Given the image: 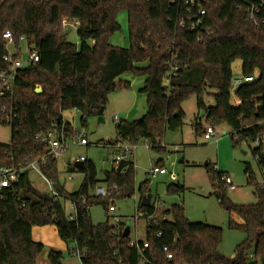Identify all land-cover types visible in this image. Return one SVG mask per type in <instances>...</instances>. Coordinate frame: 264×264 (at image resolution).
Masks as SVG:
<instances>
[{"label": "trees", "instance_id": "16d2710c", "mask_svg": "<svg viewBox=\"0 0 264 264\" xmlns=\"http://www.w3.org/2000/svg\"><path fill=\"white\" fill-rule=\"evenodd\" d=\"M198 2L205 10L200 17L203 22L189 30L185 25L194 20L197 7L188 5L192 13H187L185 0H0V76L9 70V63L3 61L8 52L5 32L10 33L17 51L13 58L19 57L21 40L28 53L38 56L37 62L17 70L12 91L0 97V126L10 129L9 142L0 143V169L21 170L16 181L0 191V264H38L44 247L32 239V228L49 225L54 226L59 240L74 244L80 264H139L138 249L130 246V231L124 236L125 223L111 225L106 216L104 223L94 225L90 218V209L96 205L108 215L109 200L93 195L99 185L118 187L119 192L110 199L114 205L124 198V190L129 197L134 195L133 161L115 163L103 172L101 181L90 160L85 159L80 171L74 164L67 165L68 173L83 176L78 190L68 193L59 182L58 160L48 157L47 147L40 141L62 124L67 137L74 138L72 127L63 120L66 111H76L83 127L87 119L103 117L101 109L104 111L109 96L130 87L120 79L124 74L144 77L139 93L145 96L146 114L132 122H115L116 140L96 146L127 143L136 147L145 141L153 151L163 153L162 138L166 131L182 129L185 116L181 107L191 96L206 126L214 129L222 124L230 129L233 146L264 138V24L255 27L249 23L239 0ZM121 11L127 13V49L109 42L119 31L116 17ZM259 18L264 19V7ZM64 22L77 23L78 44L67 42ZM237 60L241 77L252 76L253 81L241 84L232 95L231 67ZM139 64L146 66L137 67ZM171 69L172 75L167 76ZM2 83L0 78V87ZM36 87L41 93H35ZM205 95L213 97L214 106H205ZM200 121L196 118L192 123L195 136L204 135ZM262 152L259 143L252 151L258 169L264 166ZM42 158L45 164L40 171L57 196L35 189L24 170ZM154 165L164 168L161 160ZM206 172L218 205L230 216L228 228L244 234L235 248L236 257L229 260L220 254V228L189 222L181 204L163 211L166 219L156 227L146 220L145 240L136 244L141 248L147 243L145 256L157 264H264V190L249 166L244 173L256 197L252 205L233 204L221 182L226 175L210 165ZM148 186V179L138 185L139 201ZM184 191L178 183L166 186L168 195L179 196ZM66 201L76 210L73 220L65 213ZM138 209L147 216L152 214L151 207L140 203ZM46 264H62V254L50 251Z\"/></svg>", "mask_w": 264, "mask_h": 264}, {"label": "rangeland", "instance_id": "374dc122", "mask_svg": "<svg viewBox=\"0 0 264 264\" xmlns=\"http://www.w3.org/2000/svg\"><path fill=\"white\" fill-rule=\"evenodd\" d=\"M116 20L119 31L109 39L110 45L127 49L129 46L127 13L125 11L119 12ZM70 28L66 40L68 43L76 45L78 44L77 26L71 25ZM7 50L12 54L17 52L13 45L8 44ZM27 55L28 49L25 40H21L19 56L25 57ZM136 66L145 67L146 64ZM240 66L241 62L239 60L232 64L233 80L241 79ZM120 79L128 81L130 87L109 96L103 111L102 121L98 122L97 118H89L86 120L85 127H83L76 111H66L62 115L63 120L72 127L73 134L84 135L88 142L87 146H76L70 141L66 154L58 159L59 182L63 184L68 193L76 192L83 180L82 174L67 172V165L71 161V164H73L74 158H84L92 161L99 181L103 179V172L112 168L109 160L117 150L114 147L96 145L101 141L116 140L114 128L116 123L113 117L116 116L120 121L132 122L146 114L145 96L139 93V89L144 84V77H133L130 74H124ZM234 90L235 88L232 87V95ZM207 92L209 94L215 93L213 90H207ZM203 102L206 107L215 105L212 96L205 95ZM181 108L185 116L184 125L179 132H165L161 142L164 148L163 153L146 148L145 141H140L133 149L134 195L117 199L115 201L116 212L112 216L107 215L101 205L93 206L90 209L91 221L94 225L104 223L106 216H108L109 223L113 225L116 223L117 218L122 223L129 224L130 239L133 242H143L145 240V221L140 219L134 222L133 218L139 197L137 187L141 182L148 179V190L154 198H158L160 202H163L166 208L173 204H181L184 216L189 222L220 228L222 230V242L219 252L227 259L233 260L236 257L235 248L244 240V234L239 230L228 228L230 216L220 208L213 195L206 165H210L214 170L224 173L231 179L236 189L234 191L228 190L227 197L233 204H255L256 197L253 194V187L247 184L244 171L246 165H248L255 182H261L260 172L252 153L258 147V144L242 142L238 146H233L229 136L230 129L222 124L214 128L215 136L212 140H204L202 133L195 136L192 123L196 118H200L203 128L207 125L203 115L197 113L195 97H189ZM9 140L10 129L0 126V143L7 144ZM157 160L162 161L167 174L159 175L153 179L150 178L148 173ZM28 175L35 189L42 193L48 192L47 184L33 170H29ZM174 183L181 184L185 188V191L179 196L166 193V186ZM63 207L66 215H69L71 213L70 203L64 202ZM234 220L238 222V219ZM32 239L44 247L38 258V264H46L47 255L50 251H57L62 254V264H80L77 255L73 251L74 244L68 243L66 245L59 240L54 226L33 227Z\"/></svg>", "mask_w": 264, "mask_h": 264}, {"label": "built area", "instance_id": "2783aa9c", "mask_svg": "<svg viewBox=\"0 0 264 264\" xmlns=\"http://www.w3.org/2000/svg\"><path fill=\"white\" fill-rule=\"evenodd\" d=\"M205 1V0H202ZM235 1V0H233ZM240 5L242 8H244L245 13L247 14V21L251 23L255 27H259L261 24H264V19L259 18L260 12L262 8L264 7V0H239ZM185 5L187 6V13L191 14L192 10L190 6H196L197 7V14L196 16L193 17V21L189 22L187 25L185 24H180V26H187L189 30H194L198 25L202 24V18L201 16L205 15V10L202 9L200 3L198 0H185ZM190 5V6H188ZM239 7V5L237 6ZM73 25L77 26V23H74ZM68 26L67 23H63V28H66ZM71 26V25H70ZM3 39L7 42L8 45H12V38L9 32H5L3 34ZM8 51V50H7ZM15 54L10 53L9 51L7 52V55L3 57V61L9 63V70L8 73L2 74L0 78L2 79L3 83L0 87V97L5 93V92H11L12 87H13V81L16 76L17 70L23 68L29 63H35L38 61V56L33 52V53H28L27 56L22 57L19 56L18 58H13ZM174 69L167 74V76H171L173 73ZM253 81V77H247V78H242L241 79H236L232 81V87L237 88L241 84L245 83H251ZM113 120L115 122H118L119 119L115 116L113 117ZM64 122V121H63ZM55 129L48 131L44 135L40 137V141L46 145L47 147V155L50 158L53 159H60L64 154H66L69 143L72 141L73 145L76 146H87L88 142L87 139L84 135H74L73 139H69L67 137V132H66V127L64 124H62L60 127H55ZM215 136V131L212 127L206 126L205 127V132L203 135L204 140L209 141L212 140ZM262 146L264 148V138L260 139L257 141V144ZM146 148H149V146L145 143ZM117 152L113 153L112 156L110 157L109 163L110 165H114L115 163L118 162H123V163H128L129 161L132 160V151L135 147H132L131 145L127 143H119L115 146H113ZM262 155H264V152H262ZM84 158H75L73 160V164L76 162H84ZM45 161L44 159H40L39 161L33 162L30 165H28L24 170H33L40 178L47 184L48 186V194L51 196H57V193L54 191L51 182H49L41 173L40 171V166L44 165ZM21 170L15 169V168H1L0 169V191L3 189H7L11 186L12 183L16 181V176ZM260 176H261V182L259 183V186L261 189L264 190V166H261L259 168ZM124 174V171L122 172ZM149 176L150 178H156L159 175H166L167 170L165 168H160L154 165V167L149 171ZM221 182L223 185L227 188L229 191H234L236 188L233 185L231 179L228 176H224L221 178ZM119 189L117 186H112L110 189L106 188L104 185L98 186L95 191H94V197L96 198H101V199H108L110 205L108 206V215L112 216L116 212V206L112 204V201L110 200L111 197L118 193ZM139 205V199L137 200V205H136V213L134 215L133 221L137 222L138 220L142 219L144 221L148 220L153 223V225L156 227L158 226V223L161 221H164L166 217L163 215V211H165L166 206L163 202H160L158 198H152L150 201L149 207L152 208V214L147 216L145 213H143L141 210L138 209ZM71 206V213L67 215L69 220H73L76 215V210L72 204ZM114 217V216H113ZM120 220L116 218V223L113 225H116ZM160 234L157 233L155 235L156 238H159ZM130 246H135L138 249L139 252V258H138V263L139 264H157V262L152 261L148 259L145 256V250L148 249V244L143 243L142 247L139 248L136 242H131ZM163 252H166V249H162ZM249 258H252V255H249ZM167 260H171V256L167 255Z\"/></svg>", "mask_w": 264, "mask_h": 264}, {"label": "water", "instance_id": "95a60500", "mask_svg": "<svg viewBox=\"0 0 264 264\" xmlns=\"http://www.w3.org/2000/svg\"><path fill=\"white\" fill-rule=\"evenodd\" d=\"M70 30V25H68L65 29V33L67 34L68 31ZM35 93L39 94L41 93V89L39 87H37L35 89ZM103 112V109H101V113ZM98 122L102 121V117H99L97 118ZM83 163L82 162H76L74 164V168L77 170V171H80L81 170V167H82ZM129 197V193L128 191L124 190V198H128ZM152 198V194L150 192V190H148L147 194L141 198L140 200V206L141 207H149L150 205V200ZM129 233V224L128 223H125V231H124V236H127Z\"/></svg>", "mask_w": 264, "mask_h": 264}, {"label": "crops", "instance_id": "0c3cea01", "mask_svg": "<svg viewBox=\"0 0 264 264\" xmlns=\"http://www.w3.org/2000/svg\"><path fill=\"white\" fill-rule=\"evenodd\" d=\"M70 27H71V26H70ZM70 29H71V28H70ZM69 31H70V30H69ZM69 31H68V32H69ZM114 117H115V116H114ZM64 121H65V120H64ZM74 159H75V158H74ZM74 159H73V160H74ZM71 163H72V161L69 162L68 165H72ZM99 186H101V185H99ZM46 193H47V192H46ZM152 198H153V196H152ZM152 198H151V199H152ZM138 199H139V197H138ZM140 200H141V199H140ZM150 201H151V200H150ZM139 203H140V201H139Z\"/></svg>", "mask_w": 264, "mask_h": 264}]
</instances>
